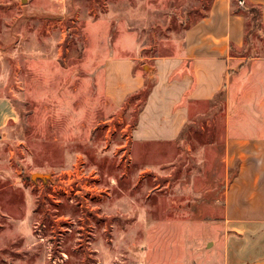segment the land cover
I'll return each mask as SVG.
<instances>
[{
  "label": "rangeland",
  "instance_id": "374dc122",
  "mask_svg": "<svg viewBox=\"0 0 264 264\" xmlns=\"http://www.w3.org/2000/svg\"><path fill=\"white\" fill-rule=\"evenodd\" d=\"M210 1L0 0V97L13 107L0 127V264L196 259L208 227L188 220L206 210L200 205L207 186L223 177V93L198 105L181 140L133 154L142 90L108 112L103 79L88 72L106 56L108 30L121 38L129 27L140 46L135 69L146 73L153 56L180 47L185 28ZM236 1L235 10L246 14L242 53L264 56V24L259 18L252 28L253 15ZM61 30L65 39L57 43ZM86 30L88 71L81 58ZM49 31L53 43L39 37ZM54 46L56 58L40 55ZM38 172L47 178L31 179Z\"/></svg>",
  "mask_w": 264,
  "mask_h": 264
},
{
  "label": "crops",
  "instance_id": "0c3cea01",
  "mask_svg": "<svg viewBox=\"0 0 264 264\" xmlns=\"http://www.w3.org/2000/svg\"><path fill=\"white\" fill-rule=\"evenodd\" d=\"M234 1L211 0L206 11L185 28L180 47L171 54L153 56L146 73L135 69L140 46L134 31L126 26L124 36L112 38L110 28L103 42L106 56L88 72L103 79V95L111 106L108 112L121 108L149 84L146 75H150V91L130 133L133 154L148 145L181 140L186 128L196 122L198 105L213 103L223 93V177L207 186L209 193L200 205L205 214L198 209L188 220L206 224L208 235L196 247V259L187 258L186 264H264V56L242 53L246 20L235 10ZM236 3L259 7L264 24V0ZM63 32L57 43L65 39ZM39 37L54 42L49 41L50 31ZM88 39L87 31L81 57L87 71L92 70L83 64L91 46ZM54 48H42L40 55L56 58L59 46ZM63 48L61 58L65 59L67 48ZM12 111L10 99L0 97V127L13 118Z\"/></svg>",
  "mask_w": 264,
  "mask_h": 264
},
{
  "label": "trees",
  "instance_id": "16d2710c",
  "mask_svg": "<svg viewBox=\"0 0 264 264\" xmlns=\"http://www.w3.org/2000/svg\"><path fill=\"white\" fill-rule=\"evenodd\" d=\"M241 6H246L245 9L243 10H247V12H249L250 14H252L253 16L251 18H249V22L251 23L250 25H252L251 27H255V21L258 20L260 21L261 19V10L259 7H256V6H252V5H249V4H243ZM241 6L239 8H241ZM240 10L242 9H238L237 11L238 12H241ZM243 14V13H242ZM243 16L245 17L246 19V14H243ZM259 16V17H258ZM260 18V19H259ZM261 23H262V20H261ZM246 24V22H245ZM260 22H259V26H260ZM150 88H151V84H146L145 87L142 89V94L146 97L147 94L149 93L150 91Z\"/></svg>",
  "mask_w": 264,
  "mask_h": 264
},
{
  "label": "water",
  "instance_id": "95a60500",
  "mask_svg": "<svg viewBox=\"0 0 264 264\" xmlns=\"http://www.w3.org/2000/svg\"><path fill=\"white\" fill-rule=\"evenodd\" d=\"M237 1L241 4H243V0H237ZM36 178L45 180L47 178V175L44 173H39V172L31 175V179H36Z\"/></svg>",
  "mask_w": 264,
  "mask_h": 264
}]
</instances>
